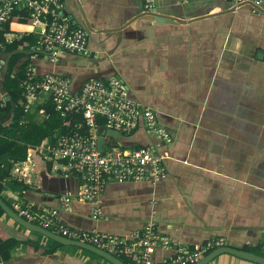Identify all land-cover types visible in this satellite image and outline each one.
Masks as SVG:
<instances>
[{
  "label": "crops",
  "instance_id": "1",
  "mask_svg": "<svg viewBox=\"0 0 264 264\" xmlns=\"http://www.w3.org/2000/svg\"><path fill=\"white\" fill-rule=\"evenodd\" d=\"M146 2H152L149 11L155 8L186 21L154 20L146 13ZM61 3L73 21L86 29L90 55L65 53L57 62L37 58L38 74H68L74 90L89 78L122 79L128 97L152 108L172 141L161 142L144 120L130 134L114 137L126 145L154 149L164 156L168 174L156 182L107 183L99 196L102 214L97 218L92 217L93 204L78 198L71 200L68 209L61 207L63 193L77 196L79 180L47 174L43 167L34 170L30 182L5 177L3 200L11 206L21 199L56 208L69 226L123 237L153 217L157 232L173 244L223 237L226 245L235 248L260 245L264 240V14L248 5L246 11L254 18L233 21L241 6L224 11L231 0ZM3 71L1 106L9 100ZM37 106L34 103L27 111L39 124L47 115ZM11 121V114L0 119L4 125ZM0 221L34 243H53L5 212ZM64 246L50 254H32L21 242L9 250V259L0 256V264H105L84 248ZM173 253L171 247H159L153 257L159 261ZM208 264L259 263L224 253Z\"/></svg>",
  "mask_w": 264,
  "mask_h": 264
},
{
  "label": "built area",
  "instance_id": "2",
  "mask_svg": "<svg viewBox=\"0 0 264 264\" xmlns=\"http://www.w3.org/2000/svg\"><path fill=\"white\" fill-rule=\"evenodd\" d=\"M187 2L188 0H180ZM145 9L152 2H146ZM231 6L247 3L252 9H264V0H231ZM149 11V10H148ZM24 12L32 22L30 32L34 44L29 50L36 52L25 67V77L20 81L21 104L28 110L34 103L44 105L51 101L54 110L65 119L66 131L59 127L40 145L37 152L51 163L47 174L75 176L79 180L77 196L67 192L60 196L61 207L68 209L73 198L93 204L92 217L102 214L99 196L109 182L150 181L156 182L168 174L164 156L151 147L141 144L125 145L114 136L105 135L102 149H98L97 136L100 128L128 135L144 120L147 130L164 143H170V132L158 121L155 111L128 97L127 87L116 76L85 79L77 90L73 89L68 74L51 72L39 75L36 61L43 59L57 62L62 54L73 53L89 56L88 33L63 9L61 0H0V49L7 42L24 35L22 30H6L3 26L12 13ZM37 56V57H36ZM39 56V57H38ZM3 60H0V70ZM103 120L101 125L97 119ZM32 152L27 159L12 162L10 180L30 182L35 169ZM46 168L45 166H42ZM12 208L26 220L72 240L92 244L112 255L124 257L125 264H193L209 251L226 245L223 237H213L204 242L187 245L174 242L156 230L152 217L142 228L128 236L104 233L95 229H82L67 225L56 208L34 206L21 199ZM264 252V240L262 241ZM174 249L173 255L155 261L156 248ZM39 264V263H25Z\"/></svg>",
  "mask_w": 264,
  "mask_h": 264
},
{
  "label": "trees",
  "instance_id": "3",
  "mask_svg": "<svg viewBox=\"0 0 264 264\" xmlns=\"http://www.w3.org/2000/svg\"><path fill=\"white\" fill-rule=\"evenodd\" d=\"M6 30H22L24 35L7 42L3 49H0V60H3L8 52L13 49L22 47L29 50L34 44V36L30 32L32 22L26 17L24 12L12 13V15L3 24ZM36 52H31L28 55L23 53H15L9 59L6 71H3V87L7 90L11 100L15 104L12 110L9 100H5L2 106L0 105V119L12 116V121L6 125L0 123V196L2 191V180L10 173L12 162L17 160L27 159V152H32V158L35 169L45 166L50 169L51 163L46 162L37 152L35 146L40 145L47 137L59 127L64 132L66 131L65 123H71L72 116L63 119L51 101H47L44 105H38L37 109L46 113L47 117L37 124L33 115L25 110L21 104L22 89L19 86L20 81L25 77V67L31 60V57ZM37 57V56H36ZM39 57V56H38ZM103 120L97 119V124L101 125ZM10 205V204H9ZM11 206V205H10ZM12 207V206H11ZM4 214V210L0 206V217ZM25 243L27 250L32 254H50L60 243L53 241L52 245L44 246L27 240L26 236L22 235L18 230L6 225L0 221V256L7 260L9 259V250L18 243ZM262 243L256 247L245 248L259 255L264 256ZM126 262L124 257H121ZM127 263V262H126Z\"/></svg>",
  "mask_w": 264,
  "mask_h": 264
},
{
  "label": "water",
  "instance_id": "4",
  "mask_svg": "<svg viewBox=\"0 0 264 264\" xmlns=\"http://www.w3.org/2000/svg\"><path fill=\"white\" fill-rule=\"evenodd\" d=\"M242 5H248V4L247 3H241L239 6H242ZM235 8H236L235 6H230L227 10H224V11H232V10H235ZM253 11L257 14H259V13L264 14V9L260 8V7H255L253 9ZM146 13L151 15L154 20L161 21V22L177 23V22H181V21L182 22L186 21L185 19L177 17V16H172V15L157 12L155 8H152V10H150L149 12H146ZM209 15H213V14H206L203 16H209ZM31 52H32V50H26V49H22V48H16V49L11 50L5 56V59L3 61V70L6 71V69L8 67L9 59L11 58V56L13 54L23 53L24 55H28ZM6 98L9 99V101L12 105V109H14L15 105H14L13 101L9 98V96H6ZM105 135L118 136L119 134L113 130L100 128L99 132H98V136H97V146H98V149H100V150L102 149V144H103V140H104ZM123 144H125V143H123ZM0 206L2 207V209L4 210V212L8 216H10L15 222L19 223L21 226L25 227L26 229L39 232V233L47 236L51 240L56 241L60 244L75 245V246L84 248L86 250H89V251L99 255L100 257L108 260L112 264H125L123 262V260H121L120 258H118V257L112 255L111 253H109L103 249H100V248H98L92 244L66 238L60 234L52 232L48 229H45V228H43L37 224H34V223L26 220L20 214H18L11 206H9L7 204V202H5V200H3V198L1 196H0ZM224 253L233 254V255H236L238 257H241V258H244V259L259 263V264H264V256L256 254V253L248 251V250H245V249L235 248V247L229 246V245L220 246V247H217V248L209 251L207 254H205L202 258H200L197 262H195L193 264H208L213 259H215L217 256L224 254Z\"/></svg>",
  "mask_w": 264,
  "mask_h": 264
},
{
  "label": "rangeland",
  "instance_id": "5",
  "mask_svg": "<svg viewBox=\"0 0 264 264\" xmlns=\"http://www.w3.org/2000/svg\"><path fill=\"white\" fill-rule=\"evenodd\" d=\"M248 7V5L247 6H244V7H242L241 6V8L240 9H238V10H236L234 13H233V17H232V20L233 21H236V20H239V19H241V20H243V19H245V20H247V19H252V18H254V16H253V14H249L248 13V11H246L247 8ZM36 61V60H35ZM60 246H64V245H60ZM69 246V245H68ZM65 247V246H64ZM71 247H73V248H76V249H78V247L77 246H73V245H71ZM66 248V247H65ZM80 248V247H79ZM86 250V249H85ZM87 252H90V253H92V254H94V255H96V256H98L99 258H101V260H103L104 262H105V264H112L111 262H109L108 260H106V259H104V258H102V257H100L99 255H97V254H95V253H93V252H91V251H89V250H86ZM226 254V253H225ZM228 254V253H227Z\"/></svg>",
  "mask_w": 264,
  "mask_h": 264
}]
</instances>
